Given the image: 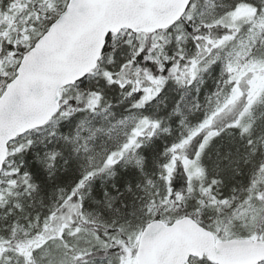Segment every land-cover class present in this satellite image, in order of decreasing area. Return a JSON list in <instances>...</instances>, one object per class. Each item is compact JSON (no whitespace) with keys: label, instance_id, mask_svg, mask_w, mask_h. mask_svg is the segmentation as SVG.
<instances>
[{"label":"snow or ice","instance_id":"1","mask_svg":"<svg viewBox=\"0 0 264 264\" xmlns=\"http://www.w3.org/2000/svg\"><path fill=\"white\" fill-rule=\"evenodd\" d=\"M0 264H264V0H0Z\"/></svg>","mask_w":264,"mask_h":264}]
</instances>
